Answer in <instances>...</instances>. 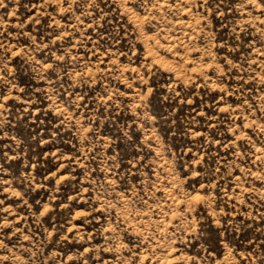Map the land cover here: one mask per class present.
Instances as JSON below:
<instances>
[{
	"label": "rangeland",
	"instance_id": "1",
	"mask_svg": "<svg viewBox=\"0 0 264 264\" xmlns=\"http://www.w3.org/2000/svg\"><path fill=\"white\" fill-rule=\"evenodd\" d=\"M0 264H264V0H0Z\"/></svg>",
	"mask_w": 264,
	"mask_h": 264
}]
</instances>
